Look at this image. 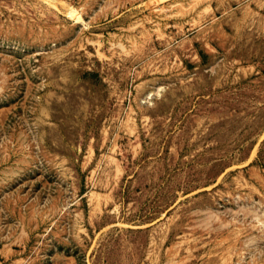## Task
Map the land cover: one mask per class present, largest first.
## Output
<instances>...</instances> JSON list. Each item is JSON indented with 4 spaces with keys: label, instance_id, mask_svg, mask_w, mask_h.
<instances>
[{
    "label": "rangeland",
    "instance_id": "374dc122",
    "mask_svg": "<svg viewBox=\"0 0 264 264\" xmlns=\"http://www.w3.org/2000/svg\"><path fill=\"white\" fill-rule=\"evenodd\" d=\"M0 264H264V0H0Z\"/></svg>",
    "mask_w": 264,
    "mask_h": 264
},
{
    "label": "bare ground",
    "instance_id": "6f19581e",
    "mask_svg": "<svg viewBox=\"0 0 264 264\" xmlns=\"http://www.w3.org/2000/svg\"><path fill=\"white\" fill-rule=\"evenodd\" d=\"M73 10H74V9H73ZM73 10H72V11H73ZM74 11H75V10H74ZM71 15H72V14H71ZM72 16H73V15H72ZM77 17H79V18H80V16H79V15H78ZM77 17H76V18H77ZM149 95H151V94L149 93ZM151 96H152V95H151Z\"/></svg>",
    "mask_w": 264,
    "mask_h": 264
}]
</instances>
